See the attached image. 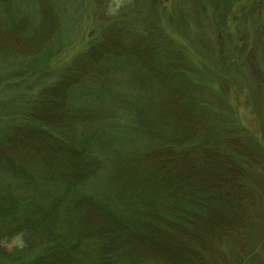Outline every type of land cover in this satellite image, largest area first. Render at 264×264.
<instances>
[{"label":"trees","instance_id":"trees-1","mask_svg":"<svg viewBox=\"0 0 264 264\" xmlns=\"http://www.w3.org/2000/svg\"><path fill=\"white\" fill-rule=\"evenodd\" d=\"M50 1L0 0V56L43 52L58 27ZM127 22L106 24L42 89L24 124L0 136V203L8 210L0 218L3 264H159L145 256V242H170L171 250L183 235H209L220 248L214 264L248 263L244 222L251 198L242 163H252L250 153L239 152L238 174L223 158L206 159L242 150L215 125L201 84L179 69L177 45L161 29L152 40ZM158 94L164 101L151 102ZM192 147L196 155L187 159ZM97 209L118 222L67 231L75 224L67 217ZM57 220L63 232L54 235ZM8 236H20L21 245L6 248Z\"/></svg>","mask_w":264,"mask_h":264},{"label":"rangeland","instance_id":"rangeland-1","mask_svg":"<svg viewBox=\"0 0 264 264\" xmlns=\"http://www.w3.org/2000/svg\"><path fill=\"white\" fill-rule=\"evenodd\" d=\"M218 1L154 0L157 6L153 8L148 0H51L58 27L46 41L48 45L43 52L33 56H0V136L24 124L42 89L56 81L77 56L100 38L106 24L115 21L122 28L123 20L134 23L125 27L136 28L137 33L150 32L152 40L159 36L157 32L161 29L183 55L181 60H176L181 72L201 84L215 125L224 126L227 137L242 150L235 153L227 150L233 159L221 152L208 153L206 159L212 157L220 162L223 158L225 167L230 163L235 167L231 173L238 174L242 168L248 170L242 183L247 185L251 198V211L244 222L246 247L251 253L246 264H264V0H220V5L214 6ZM219 10L223 18H219ZM153 96L151 102L155 104L164 101L159 94ZM175 125L180 128L179 123ZM160 130L166 132L161 127ZM140 143L138 140L132 144L131 151H137ZM192 148L194 152L192 149L185 153L187 159L196 155L195 147ZM244 151L250 153L252 163L239 161ZM0 205V218H3L8 210L6 204ZM72 205L63 210L65 217ZM84 211H78L77 215L72 211L73 216L67 218L70 222L75 220V224L67 231L75 233L82 228L94 231L118 222L99 209L80 218ZM43 224L39 223L45 229ZM54 224L58 226L54 235L62 233L63 223L57 220ZM203 228L207 231L205 224ZM209 239V235H183L172 242L175 249L167 250L173 246L170 242L155 246L147 245V241L141 249L146 257L154 258L159 264H214V255L219 254L220 248L214 243L210 245ZM3 240L6 248L22 243L20 236ZM3 263L0 258V264Z\"/></svg>","mask_w":264,"mask_h":264}]
</instances>
